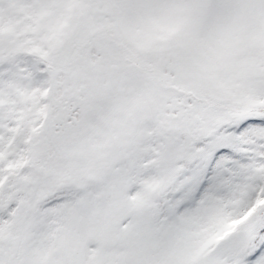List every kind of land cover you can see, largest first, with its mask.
<instances>
[{"label":"snow or ice","instance_id":"1","mask_svg":"<svg viewBox=\"0 0 264 264\" xmlns=\"http://www.w3.org/2000/svg\"><path fill=\"white\" fill-rule=\"evenodd\" d=\"M0 264H264V0H0Z\"/></svg>","mask_w":264,"mask_h":264}]
</instances>
